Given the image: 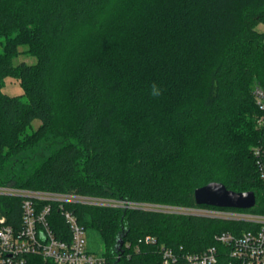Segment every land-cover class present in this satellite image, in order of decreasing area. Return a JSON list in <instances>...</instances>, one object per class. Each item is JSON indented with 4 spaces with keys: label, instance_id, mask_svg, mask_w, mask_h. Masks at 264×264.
Segmentation results:
<instances>
[{
    "label": "trees",
    "instance_id": "obj_1",
    "mask_svg": "<svg viewBox=\"0 0 264 264\" xmlns=\"http://www.w3.org/2000/svg\"><path fill=\"white\" fill-rule=\"evenodd\" d=\"M259 23L264 0H0V185L214 208L196 204L193 190L217 181L253 191L254 205L240 210L263 215L253 155L264 149L253 97L254 86L264 87ZM25 42L35 63L13 65ZM6 77L21 94L3 92ZM33 119L39 125L25 134ZM49 136L58 146L43 158L17 157ZM20 202L0 196L6 223L19 225ZM63 206L98 235L105 264H160L162 248L181 256L212 245L216 264H233L215 235L251 227L199 214ZM48 219L67 237L55 202Z\"/></svg>",
    "mask_w": 264,
    "mask_h": 264
},
{
    "label": "built area",
    "instance_id": "obj_2",
    "mask_svg": "<svg viewBox=\"0 0 264 264\" xmlns=\"http://www.w3.org/2000/svg\"><path fill=\"white\" fill-rule=\"evenodd\" d=\"M253 97L259 115L256 119L258 128L264 130V87L254 86ZM259 179L264 187V149L257 146L253 149ZM20 197V222L18 226L6 223L0 215V264H27L28 256H39L45 264H105V258L87 250L85 229L75 215L65 209V202H84L86 199L107 200L97 205L121 206L123 208H142L164 212L199 214L222 219L244 220L251 227L239 235L222 231L215 235L217 242L227 246L228 257L233 264H264V214L229 208H178L169 205L137 203L122 201L114 204V199L84 197L57 193L47 190L25 189L9 185H0V196ZM59 205L66 222L67 237H57L49 224L51 203ZM145 239H148L147 237ZM217 247L209 246L198 254L178 255L170 248L161 249L160 264H216Z\"/></svg>",
    "mask_w": 264,
    "mask_h": 264
},
{
    "label": "rangeland",
    "instance_id": "obj_3",
    "mask_svg": "<svg viewBox=\"0 0 264 264\" xmlns=\"http://www.w3.org/2000/svg\"><path fill=\"white\" fill-rule=\"evenodd\" d=\"M256 29L259 31H263L264 30V24L259 23L258 25H256ZM5 44H6V38L0 37V50L3 49ZM30 51L31 50H30L29 44L27 42L18 45L16 47L15 55L12 56V58H11L12 64L17 65L21 61L28 63V64L35 63L36 57L33 56ZM2 90H3V92H5L9 95H19L23 91L19 82L12 77H6L4 79V84H3ZM254 103H255V101H254ZM255 105H256V103H255ZM258 112H259V110H258ZM38 125H39V120L33 119L31 121L30 125L26 127L25 134L31 133L33 130H35L37 128ZM21 137H23V135ZM57 146H58V144L56 142H54V140H51V137L49 136L46 139L41 140L40 142L35 144L33 147L27 149L26 151L21 152V154H19L17 157L22 156L23 158L25 157L26 159L31 157V159H35V160L41 159L44 156H46L51 149H54ZM18 166H19V164H17L15 167H18ZM11 172L13 174V170ZM8 173H10V172H8ZM86 200L90 201L92 204H97V203H101V202H103V203L107 202L108 203L107 200H100V199H86ZM122 201H125V200L114 199L113 203L116 205H120L122 203ZM119 207H121V206H119ZM121 208H123V207H121ZM175 211L181 212L184 210L175 209ZM85 234H86L85 240H86L87 250L91 253L96 254V255L103 256L101 253L102 244L100 242L98 235L95 232H88V233L85 232Z\"/></svg>",
    "mask_w": 264,
    "mask_h": 264
},
{
    "label": "water",
    "instance_id": "obj_4",
    "mask_svg": "<svg viewBox=\"0 0 264 264\" xmlns=\"http://www.w3.org/2000/svg\"><path fill=\"white\" fill-rule=\"evenodd\" d=\"M196 204L215 207L248 209L254 205L253 191H234L221 182L211 181L193 190Z\"/></svg>",
    "mask_w": 264,
    "mask_h": 264
},
{
    "label": "clouds",
    "instance_id": "obj_5",
    "mask_svg": "<svg viewBox=\"0 0 264 264\" xmlns=\"http://www.w3.org/2000/svg\"><path fill=\"white\" fill-rule=\"evenodd\" d=\"M152 96L154 97H158L159 95H161V90L159 89V87L155 84H153L151 86V93Z\"/></svg>",
    "mask_w": 264,
    "mask_h": 264
}]
</instances>
